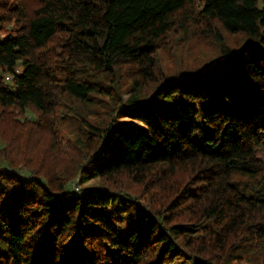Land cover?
<instances>
[{
    "label": "trees",
    "instance_id": "trees-1",
    "mask_svg": "<svg viewBox=\"0 0 264 264\" xmlns=\"http://www.w3.org/2000/svg\"><path fill=\"white\" fill-rule=\"evenodd\" d=\"M0 142V264H264V0H0Z\"/></svg>",
    "mask_w": 264,
    "mask_h": 264
},
{
    "label": "rangeland",
    "instance_id": "rangeland-1",
    "mask_svg": "<svg viewBox=\"0 0 264 264\" xmlns=\"http://www.w3.org/2000/svg\"><path fill=\"white\" fill-rule=\"evenodd\" d=\"M244 41H238L236 43L233 44L234 48H237L238 46H242L244 45ZM178 55L179 54H183V50H177ZM188 52V51H187ZM187 52H184L187 55ZM194 55L195 57L193 58V61H198L200 66H207L209 63H211L213 60H216L214 62H216L217 60H220L216 66H214L213 70H210L205 74L204 76V81L206 83H211V84H219V83H224L226 85H230V86H234V87H244L247 83V79H245L246 77L244 75H242L241 73H239L237 66V61L235 60L234 57L230 58L229 60L226 61H222V59L224 58H218V56H220V50H218L215 46H212L211 44L207 45V46H203L200 47ZM193 52V53H194ZM177 55V54H176ZM177 55V56H178ZM171 56L165 53V51H161L160 53V57H162V63L163 65L166 67L167 71L171 72L172 70H174L175 68H177L179 65L176 62V60L180 59V56ZM182 60L183 63L185 64V61L187 62L188 59L187 57H184ZM171 70V71H170ZM185 72H191L190 70H185ZM176 73V72H173ZM177 73H179V71H177ZM170 74V73H169ZM196 107H198L201 111V114L206 112L205 108L200 107L199 102L195 103ZM125 113H127V115L122 116L121 121L122 123L124 122L131 125L132 127L142 129L144 130V127L137 122L135 119H133L132 117L128 116L130 115L129 111H126ZM197 120L199 121V124L203 127H205V125L202 122V118L201 115L197 118ZM33 136H30V138H28V145H33V139L41 140L40 138H36V136H39L38 133H33ZM42 142V141H41ZM45 141L42 142V144H44ZM1 143V142H0ZM259 156L264 157V147L262 148V150L259 153ZM92 166V164L86 165L85 168L88 169ZM76 185V184H75ZM73 187H76V186ZM130 187V190L133 191L134 193H139L141 190L138 188H133L130 185L128 186ZM113 204L111 207V210H116L113 213V216H111V220L112 223L114 224L113 226H115L118 230L123 231L126 228H129L130 226H132L134 223L133 221H135V218L132 216V212L131 211H138V204L134 203V202H130L128 200H125L124 198H120V197H116V199H113ZM134 209V210H133ZM94 210V209H92ZM118 210V211H117ZM112 215V214H110ZM126 218L127 219H123L125 221V225H121V221L117 220V218ZM131 217V218H130ZM111 252H113V260L116 262L118 261V251L117 249H111ZM180 264V263H179ZM184 264H190L189 262L184 263Z\"/></svg>",
    "mask_w": 264,
    "mask_h": 264
}]
</instances>
